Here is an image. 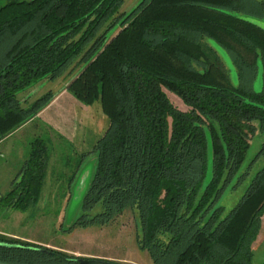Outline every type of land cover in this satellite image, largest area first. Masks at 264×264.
I'll return each mask as SVG.
<instances>
[{
	"label": "trees",
	"instance_id": "1",
	"mask_svg": "<svg viewBox=\"0 0 264 264\" xmlns=\"http://www.w3.org/2000/svg\"><path fill=\"white\" fill-rule=\"evenodd\" d=\"M251 17L264 19V0H3L0 141L54 96L32 88L67 74V88L100 100L109 118L71 227L109 224L130 209L154 264H255L264 165L228 213L223 204L249 177L253 163L242 167L264 132V27ZM208 40L227 52L238 84ZM49 153L44 138L32 142L5 203L24 209L38 199ZM261 157L264 142L252 162ZM0 261L108 264L3 232Z\"/></svg>",
	"mask_w": 264,
	"mask_h": 264
},
{
	"label": "rangeland",
	"instance_id": "2",
	"mask_svg": "<svg viewBox=\"0 0 264 264\" xmlns=\"http://www.w3.org/2000/svg\"><path fill=\"white\" fill-rule=\"evenodd\" d=\"M133 2L131 1V6ZM2 3L3 0H0V5ZM251 19L264 27L263 18ZM203 45L214 59L216 44L208 40ZM217 48L233 83L238 84L236 66L224 49ZM68 78L66 74L55 80L46 79L40 86L32 88V93L35 96L42 88V93L53 91L56 96L68 84ZM256 88L261 89L260 80ZM167 93L175 105L184 110L188 109L177 94L169 90ZM53 98L48 107H44L46 109L43 108L32 120H28V124L23 128L19 126V130L12 137L1 140L0 151L3 149L2 152L8 155L0 157V186L7 189L0 195V231L14 233L18 237L63 249L78 256L99 257L123 264H154L148 250L138 244L137 217L133 210L127 209L109 224L71 227L82 214V202L96 168L97 154L94 152V145L108 126L109 118L102 110L100 100L92 104L85 103L69 89L54 101ZM36 137L44 138L49 148L46 176L38 199L31 200L21 209L5 203L2 199L15 187V184L10 186L7 172L15 171V175L24 173L26 152L31 154V142ZM263 142L264 132L258 131L242 167L243 169L253 163L250 175L236 189L226 193L223 199L225 213L238 203L253 176L263 167L264 157L252 162ZM210 174L211 171L208 177ZM259 249L255 251L253 258L255 264L264 262V258L258 257V251L264 248Z\"/></svg>",
	"mask_w": 264,
	"mask_h": 264
},
{
	"label": "crops",
	"instance_id": "3",
	"mask_svg": "<svg viewBox=\"0 0 264 264\" xmlns=\"http://www.w3.org/2000/svg\"><path fill=\"white\" fill-rule=\"evenodd\" d=\"M44 87V86H43ZM41 89L42 88H40L39 90V92H41ZM66 90H68V88H67V85L66 86H64L62 89H61V92L60 93H58L56 96H54V98H53V101L61 94V93H63L64 91H66ZM51 102V101H50ZM49 105V104H48ZM48 107V106H47ZM46 107V108H47ZM46 108H44V109H46ZM86 108H88V106H86ZM32 120V119H31ZM29 122L27 121V122H25L23 125H21L20 127L21 128H23L26 124H28ZM19 129H17V130H15V131H13V132H11L10 134H8L7 135V137H5L6 139L8 138V137H12L13 135H14V133L15 132H17ZM4 138V139H5ZM37 138V137H36ZM35 138V139H36ZM3 139V140H4ZM2 140V141H3ZM2 141H0V143L2 142ZM34 141V140H33ZM32 141V142H33ZM32 142H31V145H32ZM26 150V149H25ZM3 151V149H1V151H0V153ZM8 155V153H4V152H2L1 154H0V157L2 156V157H4V156H7ZM29 153H28V151L26 152V156H25V160H27L28 159V157H29ZM7 176H8V178H9V180H8V182H9V184H10V186H12L13 184H15V182H17V181H19L20 180V177H21V175H20V173L19 174H16L15 175V171H11V173H8L7 172ZM2 188L3 187H1L0 186V195H3V193L4 192H6V190L7 189H5V187L3 188V190H2ZM9 188V187H8ZM5 190V191H4ZM0 232H3V231H0ZM3 233H7V232H3ZM7 234H10V235H14V233H7ZM14 236H16V235H14ZM262 246V247H261ZM261 247V248H260ZM252 248H253V258H254V255H255V251L257 250V249H262V248H264V216H263V219H262V226H261V230H260V232H259V235H258V237H257V239L254 241V243H253V246H252ZM259 249V250H260ZM259 252V254H258V257L260 256V258L262 257V258H264V249L263 250H261V251H258Z\"/></svg>",
	"mask_w": 264,
	"mask_h": 264
},
{
	"label": "water",
	"instance_id": "4",
	"mask_svg": "<svg viewBox=\"0 0 264 264\" xmlns=\"http://www.w3.org/2000/svg\"><path fill=\"white\" fill-rule=\"evenodd\" d=\"M106 262L108 264H123V263H120V262H117V261H112V260H106ZM0 264H15V263H9V262L0 261Z\"/></svg>",
	"mask_w": 264,
	"mask_h": 264
}]
</instances>
